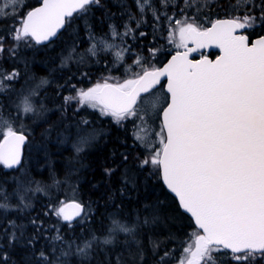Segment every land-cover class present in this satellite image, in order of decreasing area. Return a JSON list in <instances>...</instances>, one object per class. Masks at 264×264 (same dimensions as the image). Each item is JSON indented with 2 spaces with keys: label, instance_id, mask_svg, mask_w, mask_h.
Listing matches in <instances>:
<instances>
[{
  "label": "snow or ice",
  "instance_id": "snow-or-ice-1",
  "mask_svg": "<svg viewBox=\"0 0 264 264\" xmlns=\"http://www.w3.org/2000/svg\"><path fill=\"white\" fill-rule=\"evenodd\" d=\"M19 3L20 0H0V18H7L10 13L15 17L16 13L11 10ZM133 3L140 19L136 20L130 6L122 3L128 20L122 25L123 32L117 31L116 25H109L112 37L133 36L145 23L144 16L149 12L157 24L162 20L172 21L173 17L167 14V10L178 8L185 18L170 24L167 39L169 43H174L178 34L179 42L175 46L185 50L177 51L160 68L148 65L145 57L137 55L133 63L141 70L132 78L117 83L105 80L87 89H76L73 85L75 95L64 96V105L70 106L75 101L78 108L87 105L98 109L101 116L111 117L118 126L122 127L125 120L133 118L135 125V120L144 121L145 116L151 118L146 105L155 110L157 103L150 102L149 96L161 77L166 76L169 100L166 107L160 109L162 127L155 134L159 138V146H153L141 134L145 129L136 126L135 140L142 142L140 146L148 154L142 159L141 155L133 158L138 163L132 167L138 172L132 173L131 168L125 167L121 174L125 185L120 189L121 193L126 192L129 184L135 188L136 176L148 166H154L162 175L167 189L178 198L179 208L191 214L197 229L190 234L192 242L183 247L179 264H264V35L250 41L248 35L238 34V30L252 29L258 22L264 23V0H235L230 7L237 14L217 19L211 22L210 27H202L196 22L200 10L207 6L201 0H183V6L174 4L173 0H133ZM92 6L105 9L102 0H42L39 7L28 11L18 21V26L11 29L10 47H5V37L0 36V56L19 57L20 42H50L74 14L87 15ZM161 9L164 11L161 12ZM189 9H194L192 16L187 15ZM104 14L107 19L115 15L107 11ZM132 21L136 22L135 29L131 26ZM86 27L91 29L92 26L87 24ZM146 35L139 32L140 37ZM90 38L95 39L94 36ZM189 40L195 47H188ZM97 43L103 44L105 49L113 47L105 40ZM97 43L87 50L92 55L96 54ZM209 45L220 49L221 55L215 60L207 56L199 60L189 59L191 52ZM75 51V48L71 49L64 62L71 59ZM129 51V47L117 49L114 53L116 60L122 62L124 53ZM148 51L149 56H155L160 49ZM19 75L15 69L11 72L0 69V94L7 92L10 88L7 82L14 81ZM48 83L46 79H41L36 87L39 89ZM67 83L61 87L67 86ZM36 94L33 90L30 96L23 98V113L44 110L43 105L39 110L33 105L31 96ZM90 123L87 119L79 121L78 143L81 145L96 138V130H88ZM0 135L3 136L0 140V165L15 168L21 164V146L27 137L23 131L14 130L2 117ZM80 150L77 148V151ZM130 155L121 154L123 165L127 166ZM117 167L106 168L105 174L111 177ZM156 174L151 172L149 175ZM36 183L37 188L30 189L17 181V187L11 193L0 185V264H8L10 253L18 246L23 247L30 257L24 264H67L60 257H66L71 252L59 247L60 256H56L58 246L53 242L59 241L69 250L75 245L76 254L88 258L115 245V237L119 233L128 234L138 244L136 236L142 226L155 227L166 220L175 223L179 219L168 216L165 212L167 205L157 200L145 205L144 210L149 215L143 220L137 216L135 223L130 225L113 214L104 235L98 236L89 230V235L79 243L76 240L66 241L60 229L56 228V235L45 237L50 240L46 245L50 251L37 252L35 244L44 227L43 221L38 223L39 217L29 221L35 226L36 233L26 236L24 225L7 216L8 210L13 207L20 210L31 207L30 202L25 203L26 193L43 190L39 182ZM13 197L19 201L17 205L9 202ZM49 207L55 216L68 222L69 227L74 219L82 215L91 219L86 205L76 200L61 202L58 208ZM173 240L171 231L166 240L150 238L153 252L158 257L156 264H170L171 250L157 249ZM130 255L144 259L140 248ZM116 264H124V258L117 257Z\"/></svg>",
  "mask_w": 264,
  "mask_h": 264
},
{
  "label": "trees",
  "instance_id": "trees-1",
  "mask_svg": "<svg viewBox=\"0 0 264 264\" xmlns=\"http://www.w3.org/2000/svg\"><path fill=\"white\" fill-rule=\"evenodd\" d=\"M21 1L23 4L19 15L13 17L10 14L7 18H0V36L5 37L6 48L12 44L10 32L14 28L13 24L18 17L25 16L30 9L42 0ZM102 3L105 5L104 10L92 6L87 15L75 14L68 20L66 28L53 42L46 45L36 44L34 41L20 42L19 57L12 58L6 54L0 56V69L10 71L13 62L20 66L23 60H26L30 75H46L53 80L42 94V97L52 99L50 104L53 105L51 107L53 112L50 113V125L46 126L41 121L35 123V120H32V116L29 115L28 121L30 123L34 121V123L27 144V147H31L30 149L26 148L23 164L16 169H6L3 165H0V185H3L7 192L11 193L17 187V181H23L25 175L27 176L26 184L30 189H36V182H39V187L43 190L29 191L25 203L30 202L31 207L23 210L13 207L8 210L7 216L8 219L24 225L26 236L36 233L35 226L30 224L29 221L39 217L38 223L43 221L44 227L41 229L39 240L35 244V250L37 252L40 250L50 251L46 247L50 240L45 239V237L50 238L56 235V228L60 229L66 241L76 240L79 243L81 239L89 235V230L94 231L98 236L104 235L105 227L109 225V218L113 217V214H115V218L124 220L130 225L135 223L137 216L143 220L144 217L149 215L144 210L145 205L160 200L167 205L166 214L179 219H176L175 223L166 220L155 227L142 226L139 229V235L136 236L138 244L132 241L128 234L119 233L115 237L117 241L115 245L108 246L103 251H98L94 256L84 258L76 254L75 245L69 250L67 246H61L60 242L56 241L53 242L58 246L55 255L60 256L59 247H63L64 251L71 252L66 257H60L67 264H82V262L83 264H116L117 257H123L124 264H133V260H136V264H156L158 257L153 252L152 244L149 242L150 238L152 240H166L169 231H171L174 240L161 245V248L157 251H161V249L171 250L170 264H179V260L183 255V247L192 242L193 238L190 234L197 231V229L194 227L192 218L179 208L177 199L166 189L158 170L152 166L154 167L152 171H141L136 176L137 185L135 188L129 184L126 192L121 193L120 191L125 186L121 180V174L125 167L131 168L132 173L138 172L137 168L132 167L134 163H138L133 158L137 155H142L141 158H143V155H145V149L133 138L131 120L123 122L121 127L112 119H102L101 122H98L96 119L98 116L92 114L89 121L94 123V127L99 128L103 135L98 141L94 142V145L86 153L80 155L79 163L73 161L75 152L71 145L47 140V137L54 136L57 131H62L61 133L66 138L71 129L79 125L72 120L70 111L73 105L65 106L63 101L64 96L74 93L72 90L73 85L76 89L87 87L90 82H93L90 76L97 77L98 75L97 78L107 77L108 80L121 82L127 77H133L135 73L140 72L141 69L133 63L137 55L145 57L148 65L158 67L174 53L169 47L167 36L170 24H173L177 19L182 20L185 18L179 13L178 8L170 7L167 10V14L173 17L172 21L162 20L159 24L152 20L151 12L147 13L144 16L145 23L141 24L133 36L121 38L110 35L109 25H116L119 32L124 31L122 25L128 20V16L124 13L122 3L130 6V11L136 14V20L140 19V14L137 12L133 0H102ZM173 3L183 6V0H173ZM201 3L207 5L196 16V22L202 27L210 26L211 22L218 18L237 14L230 7L231 4L235 3V0H201ZM16 9L19 10L18 7ZM105 11L115 14L114 17L107 19L104 14ZM163 11L164 9H161V12ZM193 11L194 9H189L187 15L192 16ZM87 24L92 26L91 29L86 27ZM131 26L135 29L136 22L132 21ZM139 32H145L147 35L140 37ZM263 34L264 23L250 32L251 38ZM154 35L155 39L153 38ZM93 36L95 39L90 38ZM99 40H105L113 47L105 49L103 44L97 43ZM94 43H97V50L96 54L92 55L87 50ZM25 44L29 45L28 51H25ZM123 47H129L131 51L124 53L122 62L117 61L114 53L117 49ZM73 48L76 51L72 53V58L74 54L76 56L83 55L84 57L81 59L82 61L78 60L76 63L67 66L66 62L70 59L64 61ZM152 48H159L160 52L155 56H149L148 50ZM217 53L213 52L211 55L215 56ZM130 65L131 69L129 70ZM19 73L20 77L14 83H20L17 86L22 87L25 84L24 70L22 69ZM109 73L117 74L110 75ZM105 74L108 76H102ZM66 81L68 82L67 86L61 87L65 85ZM8 98L9 95L6 93L0 94V117L7 122L11 120L12 116L21 113L17 106L8 102ZM35 139L39 143V148L33 150L34 142L36 143ZM61 140L64 141V139ZM122 153H131L127 166L121 163ZM113 167H117V171L111 177H108L105 174V169ZM22 169L27 171L20 174ZM151 172H157V174L149 175ZM146 177L148 178L145 179ZM70 179L83 192L82 198L85 200L86 210L87 206L90 205L88 214L91 217L90 220L82 217L72 222L71 227L68 226V222L55 216L49 207L58 208L61 206L64 198L63 193L66 190L63 187L70 182ZM29 181H32V183H29ZM10 203L17 205L19 201L13 197L10 199ZM176 225H180V227L178 228ZM138 248L143 250V260L130 255V253L134 254ZM25 252L26 250L23 247L18 246L15 251L10 253L11 259L8 264H24L25 260L30 259Z\"/></svg>",
  "mask_w": 264,
  "mask_h": 264
},
{
  "label": "rangeland",
  "instance_id": "rangeland-1",
  "mask_svg": "<svg viewBox=\"0 0 264 264\" xmlns=\"http://www.w3.org/2000/svg\"><path fill=\"white\" fill-rule=\"evenodd\" d=\"M20 2H22V1L20 0ZM22 4H23V2L19 3V5L17 6L19 10H17L16 8L14 9L16 16L19 15V11L22 8ZM17 12H18V14H17ZM23 17L24 16L18 17L16 22L13 24V27L18 26V21L20 19H22ZM260 24H262V23L258 22L257 25L254 26L252 29H246V30H243V32L250 34V32H252L254 29H256V27L259 26ZM178 42H179V38H178V34H177V36L175 38V42L169 43L170 44L169 47L172 51L175 52L178 50H184V48H179V49L176 48L175 44ZM192 44L193 43L189 40L188 41V47L191 48ZM25 51H28V46H25ZM83 57H84L83 55L76 56L74 54L73 58H71L72 60L70 59V61H67L66 65L69 66L73 63H76L78 60H81ZM26 63H27L26 60H23L22 65L17 66V64L13 62L12 68H10V71H6V72H11L13 69H15L16 71L20 72L23 69L24 74H25V79H24L25 84L22 85V87H18L17 85L20 83H14L15 81L18 80V77H17L14 81L7 82V83H9L10 88L5 93L7 95H9L8 102L10 104H14V106L20 105L19 109L21 110V113L19 115L16 114V115L12 116L11 120H9L8 123H10L12 125L14 130L23 131V132L30 134L32 131V126H33L34 121L32 123H30L28 121L29 115L32 116L31 119L35 120V123L37 121L38 122L41 121L44 124H46V126L50 125L49 124L50 113L53 112V109L51 108V107H53V105L50 104V102H52V99L50 97H48L46 99V97H42V94L48 88V86L52 83L53 80L50 77H47L46 75H44V76L37 75V74L36 75L35 74L30 75L29 74V68L26 66ZM113 74H117V73H111L110 75H113ZM102 76H108V75L105 74ZM19 77H20V75H19ZM97 77L90 76V79H92L93 82H90L87 85V87H80L79 89H87L89 87L94 86L96 83H103L105 80H107L108 82L117 83V81H115V80H108L107 77H99V78H97ZM129 78H132V77H127L126 79H129ZM41 79H46L47 81H49V83L45 84L41 88L37 89L36 86L40 83ZM121 82H123V81H121ZM33 90H36V93H37L35 96H31V100H32L33 105L38 110L40 109L41 105H43L44 110L38 111L37 113L25 114L22 111V100L24 97L30 96V93ZM9 92H10V94H9ZM70 95H75V92L71 93ZM168 100H169V95L166 92L164 85L160 86L158 89L151 92V95L149 96V101L157 103V108L155 110H152L150 108V105H146V107L149 108L151 118H149L148 116H145L144 121L135 120V125L133 123L134 118L129 119L132 121V126H133L132 133H133L134 139H135L136 126H140V127L145 129V131L141 134L145 135L146 139L149 140L153 146H156V147L159 146V138L155 134L159 133L161 131V127H162L161 113H162V111H160V109H162L163 107H165L167 105ZM72 105H73V107H72L70 113H71L73 119L72 118L71 119L77 124H79V121L81 119L90 120L92 117V114H96L98 116L96 118L98 122H101L102 119L103 120H106V119L111 120L112 119L111 117H108V116H101L98 109L90 108L87 105L78 108V105L75 101L72 102ZM81 113L83 115H80ZM21 114H22V117L20 118ZM125 121H128V120H125ZM94 125L95 124L91 122L90 125L88 126V130L95 129L97 132V135H96V138L91 140L90 143H88V144L81 145L78 143V129L80 127L79 125H77L76 127H73L71 129L70 134L66 138H64L63 134L61 133L62 131H57L54 136L51 135L50 137H47V136L46 137H47L48 141L52 140V141H55L56 143H61V144L66 143V144L71 145L74 148L73 150L75 152V157L73 158V161H74V163H79L80 162V155L83 154L84 152H86L89 148H91L94 145V142L98 141L103 135V132H101V130L99 128L98 129L95 128ZM80 134L82 135L83 133H80ZM2 139H3V136L0 135V140H2ZM61 139H64V141ZM137 142H139V141H137ZM139 144L141 145L142 142H139ZM30 147L28 146L27 148L30 149ZM33 147H34L33 150H36L37 148H39V143L37 140H36V143L34 142ZM77 148H80L81 150L77 151ZM144 153H145V155H147L146 153H148V152L145 150ZM153 169H154V167L148 166L147 170L152 171ZM25 171H27V170L22 169V172L20 174H24ZM26 177L27 176L25 175L24 180L23 181L20 180V181L23 182L25 188H29L28 184H26ZM63 188H66V190L63 193L64 198H63L62 202L65 203L69 200H79V201H82L85 203V200H83L84 198H82L83 192L80 190L78 185H76L74 182H72V179H70V182L67 183V185ZM26 199H28V193H26L25 202H26ZM87 211H88V208H87Z\"/></svg>",
  "mask_w": 264,
  "mask_h": 264
},
{
  "label": "water",
  "instance_id": "water-1",
  "mask_svg": "<svg viewBox=\"0 0 264 264\" xmlns=\"http://www.w3.org/2000/svg\"><path fill=\"white\" fill-rule=\"evenodd\" d=\"M42 3V1L39 3V4H37L35 7H39L40 6V4ZM35 7H33V8H35ZM32 8V9H33ZM32 9H30V10H32ZM29 10V11H30ZM73 16H75V14L73 15ZM227 18H229V17H223V18H218V19H227ZM217 20V19H216ZM68 23V22H67ZM67 23L65 24V26L62 28V29H60L59 30V32H58V34H57V36L56 37H54V38H52L51 39V41L50 42H44L43 44H40V45H46V44H49V43H51V42H53L54 40H56L58 37H59V35L62 33V31L66 28V26H67ZM211 26V25H210ZM210 26H208V27H210ZM238 34H245V35H248L249 36V40L250 41H253V40H255V39H257L259 36H256V37H254V38H251V36L248 34V33H244L243 32V30H238ZM264 35V34H263ZM261 36V35H260ZM192 47H195V45L194 44H192ZM191 47V48H192ZM185 50V49H184ZM184 50H180L181 52L182 51H184ZM218 52L215 56H210V55H201V56H199V57H196V56H198L200 53H204V52ZM177 52V51H176ZM176 52L175 53H173L162 65H160L159 67H157V68H160V67H163L170 59H171V57L173 56V55H175L176 54ZM219 55H221V52H220V49L219 48H217L215 45H209V46H206V47H204V48H201V49H199V51H196V52H191L190 53V55H189V59H191V60H199L202 56H207L210 60H215V58L217 57V56H219ZM109 83H113V82H109ZM161 85H164V88H165V90L167 89V77L165 76V77H161V79H160V83L159 84H157V85H155V87L152 89V91L153 90H155V89H157L158 87H160ZM166 92H167V90H166ZM166 107V106H165ZM162 113H161V121H162ZM16 131H18V130H16ZM24 133V135L27 137V139H26V141H25V143L21 146V164L20 165H17L15 168H11V169H16V168H18V167H20L22 164H23V162H24V159H25V152H26V148H27V144H28V141H29V135H28V133H26V132H23ZM3 140V139H2ZM161 178H162V175H161ZM162 182H163V179H162ZM163 184H164V182H163ZM165 185V184H164ZM165 187H166V185H165ZM166 189H167V187H166ZM176 199H177V201H178V198L175 196V193H172L169 189H167ZM73 200H69V201H67V202H65V203H71ZM77 202H80V203H83L84 204V202H82V201H79V200H76ZM179 203V202H178ZM69 212H71V210H69ZM186 213V212H185ZM186 214H188L190 217H191V214L190 213H186ZM83 217V215L81 216V217H79V218H76V219H74V221L73 222H75L76 220H78V219H80V218H82ZM193 220V219H192ZM193 222H194V220H193Z\"/></svg>",
  "mask_w": 264,
  "mask_h": 264
},
{
  "label": "flooded vegetation",
  "instance_id": "flooded-vegetation-1",
  "mask_svg": "<svg viewBox=\"0 0 264 264\" xmlns=\"http://www.w3.org/2000/svg\"><path fill=\"white\" fill-rule=\"evenodd\" d=\"M212 53H213V51H212V52H204V53H200V54H199L198 56H196V57H199V56H201V55H210V56H212V55H211ZM215 53H216V52H215ZM161 65H162V64H161ZM89 119H90V118H89ZM89 149H90V148H89ZM89 149H88V150H89ZM88 150H87V151H88ZM87 151H86V152H87ZM86 152H84V153H86Z\"/></svg>",
  "mask_w": 264,
  "mask_h": 264
},
{
  "label": "bare ground",
  "instance_id": "bare-ground-1",
  "mask_svg": "<svg viewBox=\"0 0 264 264\" xmlns=\"http://www.w3.org/2000/svg\"><path fill=\"white\" fill-rule=\"evenodd\" d=\"M72 149V148H71Z\"/></svg>",
  "mask_w": 264,
  "mask_h": 264
}]
</instances>
